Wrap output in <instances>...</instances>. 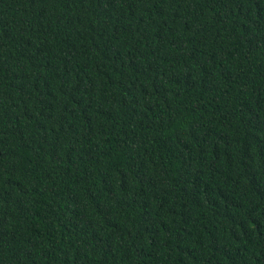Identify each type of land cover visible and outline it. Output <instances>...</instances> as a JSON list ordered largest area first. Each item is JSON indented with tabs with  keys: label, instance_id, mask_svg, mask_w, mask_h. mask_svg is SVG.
Wrapping results in <instances>:
<instances>
[{
	"label": "trees",
	"instance_id": "trees-1",
	"mask_svg": "<svg viewBox=\"0 0 264 264\" xmlns=\"http://www.w3.org/2000/svg\"><path fill=\"white\" fill-rule=\"evenodd\" d=\"M0 264H264V0H0Z\"/></svg>",
	"mask_w": 264,
	"mask_h": 264
}]
</instances>
